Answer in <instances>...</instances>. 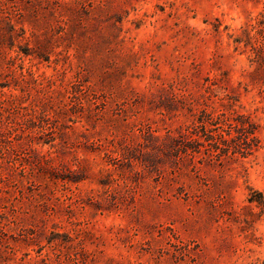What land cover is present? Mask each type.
Returning <instances> with one entry per match:
<instances>
[{"label": "rangeland", "instance_id": "374dc122", "mask_svg": "<svg viewBox=\"0 0 264 264\" xmlns=\"http://www.w3.org/2000/svg\"><path fill=\"white\" fill-rule=\"evenodd\" d=\"M0 264H264V0H0Z\"/></svg>", "mask_w": 264, "mask_h": 264}, {"label": "trees", "instance_id": "16d2710c", "mask_svg": "<svg viewBox=\"0 0 264 264\" xmlns=\"http://www.w3.org/2000/svg\"><path fill=\"white\" fill-rule=\"evenodd\" d=\"M250 203H253V202H257V204H259V205H262L263 203V201H262V199H258V200H256V199H250V201H249Z\"/></svg>", "mask_w": 264, "mask_h": 264}]
</instances>
